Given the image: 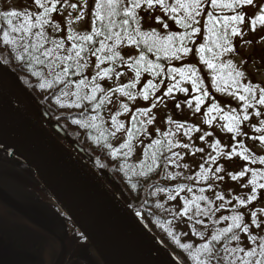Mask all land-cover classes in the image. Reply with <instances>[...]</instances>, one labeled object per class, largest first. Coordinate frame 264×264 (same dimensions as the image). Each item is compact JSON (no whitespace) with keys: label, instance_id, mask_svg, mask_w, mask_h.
<instances>
[{"label":"snow or ice","instance_id":"6c2138e0","mask_svg":"<svg viewBox=\"0 0 264 264\" xmlns=\"http://www.w3.org/2000/svg\"><path fill=\"white\" fill-rule=\"evenodd\" d=\"M246 7L254 11L246 13L243 11ZM156 9L163 18L155 16V23L161 26L164 35L155 30L141 31L143 17L140 13L154 16ZM86 16L90 31L74 30L72 26ZM245 24L247 30L243 28ZM65 30L67 34L63 38H53L49 34L58 35ZM257 31H264V0H31V8L23 11L0 10V47L6 46L18 53L15 59L28 65V71L40 81V89L63 85L56 100L61 107L81 108L82 102L91 105L90 110L95 115L75 123L92 130L94 142L109 149L114 160L121 154L123 159H128L133 141L147 135V126L156 120L153 110L163 107L167 103L165 98L175 100L177 93L185 97L195 93L192 99L174 105L179 110L186 104L195 113H200L206 101H211L204 112L203 123L211 128L219 119L222 121L220 130L230 134L234 143L222 146L219 139L209 142L208 137H212L213 132H204L197 137L207 146V154L196 175L184 179L206 186L195 189L199 195L181 197L182 210L173 213L174 218L186 217L191 222V235L202 243H182V237L189 233H177L174 220L156 221L187 254L185 260L190 264H264V152H255L257 144L264 146V86L242 82L245 81L244 72L237 70L232 60L222 59L235 51V38L241 39L242 46L249 45L252 42L244 41L243 37ZM197 38L202 42L198 43ZM258 42H264V36L259 37ZM121 47L136 48L138 56L126 59L119 51ZM146 53L155 56L156 61L169 62V65L172 61H184L195 55L199 64L212 73L215 91L237 101L238 107L229 111L220 107L203 87L194 64L166 67L149 60ZM90 57L94 58V63ZM121 66L132 73L131 80L117 86H102V81L115 84L125 75L118 71ZM90 67L94 69L91 77L85 75ZM145 73L151 79L141 84ZM73 77H79L75 84ZM185 84L191 85V91L183 86ZM138 86L139 91H136ZM161 87L165 88L162 93ZM157 93L161 94L158 96ZM68 97L74 98L71 103H60L61 98ZM113 97L127 102L119 103L118 109L109 117V127L105 128L100 111L114 103ZM138 99L150 104L133 110L129 102ZM120 117H127L130 126ZM167 124L175 127L161 133V139L152 140L145 147L141 164L121 167L132 171L133 176H146L163 166V178L176 181L181 173H169L167 168L169 165L181 167L179 162L184 156L175 149H187L192 156L205 153V147L194 146L193 135L201 132L200 127L174 121L171 117ZM121 132H126V140L113 148L109 139ZM175 136L187 137L189 142L178 143L173 139ZM241 139L251 140L252 147L241 143ZM161 156L164 160H160ZM221 158L225 161L239 158L247 166L236 173L226 172L218 163ZM136 168L140 171L136 172ZM225 175L242 191L235 194L230 191L228 198L216 191L213 182L224 180ZM158 190L167 191L170 201H176L181 193L194 191L185 184ZM206 192L213 193V198L204 195ZM222 210L229 214L216 217ZM136 215L140 217L141 213ZM201 217L211 221V230ZM197 225L205 231L197 230Z\"/></svg>","mask_w":264,"mask_h":264},{"label":"water","instance_id":"95a60500","mask_svg":"<svg viewBox=\"0 0 264 264\" xmlns=\"http://www.w3.org/2000/svg\"><path fill=\"white\" fill-rule=\"evenodd\" d=\"M26 98L17 77L0 68V150L33 166L102 264H181L96 171L56 138ZM0 198L21 211L1 188Z\"/></svg>","mask_w":264,"mask_h":264},{"label":"trees","instance_id":"16d2710c","mask_svg":"<svg viewBox=\"0 0 264 264\" xmlns=\"http://www.w3.org/2000/svg\"><path fill=\"white\" fill-rule=\"evenodd\" d=\"M247 8L248 7L243 9V11H245L246 13L248 11ZM5 9L11 10L2 3V0H0V10ZM155 12L159 13L163 18V15L159 11V9H156ZM140 14L143 17L141 21V31L148 32L155 30L158 31L161 35L165 34L162 28H154L145 22L146 15L144 12H141ZM169 23L170 29H173L174 26L171 24V22ZM84 30L90 31V22L84 27V29L80 30V32H83ZM176 30L179 31L178 29ZM239 40V37L234 39L235 50L237 48ZM197 41L198 43L202 42L199 38H197ZM142 48L143 46H141V49ZM119 51L121 52V55L125 56L126 59L130 56H138V51L134 47H121ZM0 53H2L0 54V68L8 69L17 77L21 88L26 92L29 100L34 103L35 110L37 112H39L40 109H43L45 111V113L49 116V121L44 120V118L42 117L41 119L44 121V123L49 127H51V125L54 123L59 125V127H61L66 134L65 138L62 136H58L60 139L64 140L68 145H71V143L75 142L79 146H81L87 156H89L88 163L95 169L99 176L122 198V200L135 213H141L140 218L143 220V222L172 251V253L181 262V264H190V261L185 260L187 254L183 253L182 250L179 249V247L172 241V239L168 237L167 234L156 223L157 220H171L167 215L162 213L161 207H156V205H160L159 195L161 192H163L159 191L158 189L172 188L174 184H176L175 182H177L178 180L170 181L164 179L163 166H161V168H157L154 172H151L146 176H133L132 171L126 170L121 167V165L125 164L130 166L141 164L142 161H139L136 156L137 147L139 146V144L143 143V141H148L150 143L152 140L161 139V135L159 133L152 132L148 128L147 135L141 136L139 140L133 141V149L127 160L122 158V154L119 155L115 160L112 159L111 155L109 154V149L105 148L102 144H97L94 142V132L92 130L85 129L81 127V124L75 123V121L77 120L83 122L87 117L95 115V113H92L90 110L91 105L87 104V102H82L81 108L61 107L60 104L56 102V100L61 88L64 87L63 85H58L53 89H40L38 87L40 81H38L37 78L28 71V65L22 61H18L15 59V56L18 54L15 50H10L6 46H3L0 47ZM234 53L235 51L231 54ZM146 55L149 60H152L153 62H159L166 67H182L185 64H194L198 68L201 79L203 80L204 88L208 90L210 96L214 97L215 100L226 101L233 105V107H238L237 101H234L231 97L228 98L226 95H222L221 93L215 91L211 80L212 73L208 72L204 65L199 64L198 58L195 55H190L184 61H172L170 65L169 62L163 60L156 61V57L151 53H146ZM229 55L224 56L222 59L224 61L232 60L229 58ZM89 59L93 63L95 62L94 58L90 57ZM90 68L85 72V75L89 77L92 76ZM237 70H239L238 67ZM118 71H122L125 73V75L122 76L119 81H116L115 84H112V82L110 81H102L101 85L107 88L109 85L117 86L122 82L127 83L130 81L129 79L125 78V76L129 74L125 67L121 66L120 68H118ZM78 79L79 77H73L72 83L75 84ZM142 79L141 82L144 83V81L146 80V83L148 79H151V77L148 76L147 73H145L143 74ZM242 82H247L246 78L245 81ZM166 83H170V81H166ZM139 88L140 86H138L136 91H139ZM73 90L75 89L73 88ZM73 99L74 98L71 97L61 98L60 103L67 105L71 103ZM110 106L111 104L107 105L106 109H101L100 111V115L103 117V126L105 128L109 127L108 120L110 115L108 114V110H110ZM86 109L87 111H85ZM120 120L127 126H130L128 125L127 117H120ZM97 123H101V121H97ZM126 136V132L117 133L115 137H110L109 142L111 143L113 148H117L121 143L125 142ZM165 155L170 154L166 153ZM160 160H164V156H161ZM2 166H7V169L2 171L3 175L8 176L13 175L14 173L20 175L22 173L21 169H19L18 171L19 167L15 172L12 171L10 168V164L4 161H2ZM25 167L27 166L25 165ZM135 170L136 172L140 171L139 168H136ZM187 184L191 185V183L189 182ZM201 207H204V205L201 204ZM184 242L194 244L202 243V241L194 239L190 235L182 237V243Z\"/></svg>","mask_w":264,"mask_h":264},{"label":"rangeland","instance_id":"374dc122","mask_svg":"<svg viewBox=\"0 0 264 264\" xmlns=\"http://www.w3.org/2000/svg\"><path fill=\"white\" fill-rule=\"evenodd\" d=\"M2 3L11 10L23 11L25 8H31V0H2ZM247 9H248L247 13L249 14H251L254 11V9L251 7H248ZM145 15H146V18H145L146 23H148L150 26L154 28H161L159 24L155 23V19H154L155 16H161L159 13L154 12V16H149L147 13H145ZM89 22L90 21L86 16L84 20L80 21L79 24L73 25L72 28L76 31H80L84 29V27ZM243 28L247 30L248 25L245 24ZM66 34H67V30L59 33L58 35L50 33V35H52L53 38H63ZM261 36H264V31H257L255 34L248 32V34L243 37V40L251 41L252 43L249 45L242 46V42L240 39L238 41L235 53L229 55V58L232 59L233 63L236 65V67H238L240 71L244 72L246 81H250L253 84H260L264 86V42H258L259 37ZM90 69H91V75H93L94 69L93 68H90ZM125 78L131 80L132 73L129 72V74L126 75ZM141 84H143V82H141ZM183 86L189 88V90L191 91V85L185 84ZM203 87H204V84H203ZM164 90L165 88L162 87L161 93ZM161 93H157V95L159 96ZM194 95L195 93H193L192 95L188 97H185L182 93H177L175 100H168L167 98H165L167 103L163 107H158L157 109L153 110V114L156 116V120L153 123V125L148 126V128L152 132L161 134L165 131H168L169 128L175 127L174 124L173 125L167 124V119L171 117L174 121L201 128L200 133H196L193 135V140L195 141L194 146L206 148L205 153H197L195 156H192L189 153V150L177 148L174 151L179 152L181 153V155L184 156V159L179 162L181 167L175 168L169 165L168 170H167V172L173 173V174L177 172L181 173V176L177 179L179 182L176 180L177 182H175L176 184H174L172 188H175L178 184L188 185L187 183L189 182L191 183V185H188V186L193 187L194 189L193 193H190V194L181 193L180 197H178L176 201L168 200L167 197L169 193L167 191H163L159 195L160 205H162L161 207L162 213L167 215L171 220H174L173 227L175 228L176 232L187 231L190 236H192L191 228H190L191 222L188 221L186 217L183 219L174 218L173 213L178 212L179 210H182V208L180 207V205L182 204L181 197L186 198L191 195H199L200 193L195 191V189H198L199 187H202V186H206V185L198 184L192 180L184 179L185 176H195L196 175V173L199 170V167H198L199 164L203 163V158L207 154V146L203 144L201 141H199L197 137L202 135L204 132H213V136L208 137L209 142L219 139L221 141L222 146H227L229 144L234 143L230 139V134H227L220 130V124L222 123V121H220L219 119L213 122V127L211 128H209L207 125L203 123L204 112L207 109V107L210 106L211 101H206L200 113L193 112V110L189 109L186 104H182L179 110L175 109L174 105L177 102L192 99V96ZM227 97L229 98V96ZM113 98H114L113 99L114 103L111 104L110 110H108L109 115L115 113V111L118 109L119 103L127 102L123 100V98H120V97H113ZM27 100L28 102H30V104L33 107H35L34 103L31 100H29V98ZM216 102L220 105V107L224 108L226 111H229L231 108H233V105H231L230 103L226 101L216 100ZM129 103H130V107H132L133 110H135L136 107L145 106L146 103L150 104V102H144L139 99L136 102H129ZM173 139L178 143H188L189 142L187 140V137L175 136ZM240 142L244 143L249 148H251L253 144L251 140H247V139H241ZM148 144H149L148 141H143V143L139 144V146L137 147L136 156L139 161L143 162L145 158L143 156V152H144L145 147ZM255 152H264V146H260L257 144L255 148ZM218 163L224 166L226 172L230 171L233 173H236L242 167L247 166L239 158H234L232 161H225L223 158H221L218 161ZM184 165H187V167H184ZM215 166L216 165H213L212 167H215ZM6 169H7V166L1 167V171H4ZM221 175H224V173H221ZM182 182H186V183H182ZM213 187L216 191H220L221 194H224L226 198H228V194L230 191L233 194L239 191H242L241 189L237 187L235 182H232L231 180L228 179L227 175H225L224 180L213 182ZM172 188H169V189H172ZM204 195L208 196L209 199L213 198V193L211 192H206L204 193ZM227 214L229 213L222 210L220 213L216 214V217H219L220 215H227ZM201 219L204 220V223L207 224L209 226V230H211V228L213 227L211 221H209L206 217H201ZM215 226L221 227L223 225H215ZM196 227H197V230L199 231H205V229L199 225H197ZM192 238L198 240L197 237L192 236Z\"/></svg>","mask_w":264,"mask_h":264},{"label":"flooded vegetation","instance_id":"af4514ba","mask_svg":"<svg viewBox=\"0 0 264 264\" xmlns=\"http://www.w3.org/2000/svg\"><path fill=\"white\" fill-rule=\"evenodd\" d=\"M2 161L9 163L14 172L19 167L22 173L3 175ZM0 188L21 209H14L0 198V264H102L31 168L1 150Z\"/></svg>","mask_w":264,"mask_h":264}]
</instances>
